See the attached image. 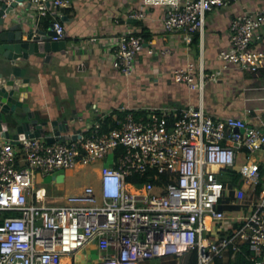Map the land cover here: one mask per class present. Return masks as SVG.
<instances>
[{"label": "built area", "instance_id": "2783aa9c", "mask_svg": "<svg viewBox=\"0 0 264 264\" xmlns=\"http://www.w3.org/2000/svg\"><path fill=\"white\" fill-rule=\"evenodd\" d=\"M142 2L165 7V32L191 43L196 33L204 34L208 13L230 0ZM69 6L71 0H30L28 16L16 14L34 29H40L44 17L51 18L52 39L61 41L68 36L62 18ZM230 37V45L219 52L222 68L207 72L189 60L173 71L176 81L199 91V105L122 107L124 115H115L116 126L109 131L95 121L70 131L65 141L59 135L52 143L45 136L0 138V264H62L64 255L92 241L99 251L94 264L154 259L182 264L192 250L198 251V264H215L216 258L243 251L246 244L256 264H264V127L242 116L212 114L203 102L207 84L226 68L259 72L264 66V8L234 15ZM106 41L117 69L133 75L146 37L130 29ZM242 152L246 157L239 172L251 190V210L231 216L219 206L226 204L228 190L221 174L238 165ZM99 160L105 163L97 186H82L63 204L39 198L38 173L44 177Z\"/></svg>", "mask_w": 264, "mask_h": 264}, {"label": "crops", "instance_id": "0c3cea01", "mask_svg": "<svg viewBox=\"0 0 264 264\" xmlns=\"http://www.w3.org/2000/svg\"><path fill=\"white\" fill-rule=\"evenodd\" d=\"M29 7L30 0H25L17 10L28 16ZM246 8H264V0H230L228 5L217 7L207 15L204 34L196 33L198 42L188 43L181 34L165 32L167 10L163 6L146 7L142 0H71V6L63 9L62 18L68 33L66 52L23 61L32 76L28 101L43 116L52 120L72 118L78 128L90 127L108 116H123L120 109L126 106L199 105V91L176 81L173 71L189 60L207 72L222 68L219 52L231 43V18ZM139 12L145 16H134ZM40 29L49 27L41 24ZM130 29L139 30L148 43L139 55L135 73L127 76L117 69L106 39ZM95 36L97 41L92 39ZM203 102L212 114L242 116L264 127V66L259 72L236 65L226 68L217 81L207 84ZM245 157L242 152L234 168L238 173ZM101 166H97V173ZM221 176L228 190L226 204L220 208L231 216L249 213L251 190L243 175L244 186L231 182L224 172ZM234 255L228 254L223 262L231 264ZM98 257L97 242L92 241L75 254L64 255L62 264H94ZM152 261L145 264H153Z\"/></svg>", "mask_w": 264, "mask_h": 264}, {"label": "water", "instance_id": "95a60500", "mask_svg": "<svg viewBox=\"0 0 264 264\" xmlns=\"http://www.w3.org/2000/svg\"><path fill=\"white\" fill-rule=\"evenodd\" d=\"M24 1L15 0L10 6L0 3V138L45 136L52 143L59 135L58 139L65 141L77 126L72 118L52 120L32 108L28 101L32 76L23 61L51 58L57 51L65 53L66 41L52 39L56 34L53 24L49 30H42L21 21L16 10Z\"/></svg>", "mask_w": 264, "mask_h": 264}, {"label": "rangeland", "instance_id": "374dc122", "mask_svg": "<svg viewBox=\"0 0 264 264\" xmlns=\"http://www.w3.org/2000/svg\"><path fill=\"white\" fill-rule=\"evenodd\" d=\"M104 163L105 161L99 160L95 164H90L84 168L61 169L44 177L41 173H38L36 189L39 192V198L43 199L45 197L52 204H63L68 194L79 191L82 186L91 183L97 186L98 173L96 168ZM152 262H154L153 264H162L159 259H154Z\"/></svg>", "mask_w": 264, "mask_h": 264}, {"label": "trees", "instance_id": "16d2710c", "mask_svg": "<svg viewBox=\"0 0 264 264\" xmlns=\"http://www.w3.org/2000/svg\"><path fill=\"white\" fill-rule=\"evenodd\" d=\"M41 24H44L45 28H48L51 26V18L49 17H44L41 21ZM144 35L145 32L143 31ZM147 36V34H146ZM199 40V35L196 34L194 35L193 42L197 43ZM101 126L103 131H109L110 129L114 128L116 126V121L112 116H108L104 118L103 120H100ZM230 177L231 182L234 184H237L239 186H244L242 176L240 173H238L235 169L229 168L225 169L223 171ZM134 180V179H133ZM136 182L142 183L144 180L143 179H135ZM261 189V186L259 187V191ZM10 212H5L4 214H9ZM3 213L0 212V224L3 223V218H2ZM253 251L249 247V245H244L243 251H237L235 252V259L231 264H256V262L251 258ZM182 264H198V251L197 250H192L187 252L186 254L183 255L182 257ZM215 264H225L222 260V258H216Z\"/></svg>", "mask_w": 264, "mask_h": 264}]
</instances>
